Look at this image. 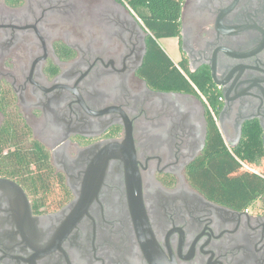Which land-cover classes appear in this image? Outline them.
I'll list each match as a JSON object with an SVG mask.
<instances>
[{
    "label": "flooded vegetation",
    "instance_id": "obj_1",
    "mask_svg": "<svg viewBox=\"0 0 264 264\" xmlns=\"http://www.w3.org/2000/svg\"><path fill=\"white\" fill-rule=\"evenodd\" d=\"M178 1L157 40L126 0H0V179L22 190L0 185V264H264V196L235 211L188 179L212 129L264 150V0ZM161 40L212 104L148 83Z\"/></svg>",
    "mask_w": 264,
    "mask_h": 264
},
{
    "label": "trees",
    "instance_id": "obj_2",
    "mask_svg": "<svg viewBox=\"0 0 264 264\" xmlns=\"http://www.w3.org/2000/svg\"><path fill=\"white\" fill-rule=\"evenodd\" d=\"M144 19L157 40L179 35L181 4L178 0H126ZM144 77L158 89L197 93L198 88L209 96L211 77L206 69L184 75L176 69L158 42H152V49L146 61ZM252 124L244 128V139L235 150H229L220 133L212 129L203 158L195 162L188 171L191 185L210 201L235 211H244L253 201L264 196V177L245 170L243 163L259 166L264 153L260 135ZM6 142L0 139V153ZM19 165L26 162L18 159Z\"/></svg>",
    "mask_w": 264,
    "mask_h": 264
},
{
    "label": "water",
    "instance_id": "obj_3",
    "mask_svg": "<svg viewBox=\"0 0 264 264\" xmlns=\"http://www.w3.org/2000/svg\"><path fill=\"white\" fill-rule=\"evenodd\" d=\"M0 185H2V186L8 185L11 187H15L19 191L22 192V190L19 187H17V185L15 183L7 181V180H1L0 179ZM138 191H139V188H138ZM23 196L25 197L24 194H23ZM137 221L140 224L139 225V231H140V234L142 235L143 246L146 248V250H149V246H150L149 241L151 240V233H150V230H149V227L147 224L148 222H147V217H146L145 211L142 208L137 210Z\"/></svg>",
    "mask_w": 264,
    "mask_h": 264
},
{
    "label": "rangeland",
    "instance_id": "obj_4",
    "mask_svg": "<svg viewBox=\"0 0 264 264\" xmlns=\"http://www.w3.org/2000/svg\"><path fill=\"white\" fill-rule=\"evenodd\" d=\"M175 42L174 41H164V40H161L160 41V45L162 46V48L168 52L169 54H171V56L174 58V59H177V52H176V48H175ZM256 203V201H253L251 203V205H254Z\"/></svg>",
    "mask_w": 264,
    "mask_h": 264
},
{
    "label": "built area",
    "instance_id": "obj_5",
    "mask_svg": "<svg viewBox=\"0 0 264 264\" xmlns=\"http://www.w3.org/2000/svg\"><path fill=\"white\" fill-rule=\"evenodd\" d=\"M243 165V168L245 169V170H249V171H253L252 169H250L249 167H248V165L247 164H242Z\"/></svg>",
    "mask_w": 264,
    "mask_h": 264
}]
</instances>
